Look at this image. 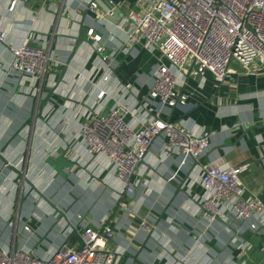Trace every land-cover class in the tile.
I'll return each instance as SVG.
<instances>
[{
    "label": "crops",
    "instance_id": "0c3cea01",
    "mask_svg": "<svg viewBox=\"0 0 264 264\" xmlns=\"http://www.w3.org/2000/svg\"><path fill=\"white\" fill-rule=\"evenodd\" d=\"M10 1L0 0V28L6 33L0 42V147L8 141L1 153L8 164L0 158V245L47 256L64 243L76 244L84 225L107 224L114 229L105 245L112 256L108 264H264V224L241 232L250 246L239 258L238 223L210 220L198 202L204 194L200 166L220 161L246 164L240 179L247 194L264 204V65L246 73L232 62L217 84L209 72L188 76L187 104L173 108L170 118L209 131V149L198 160L180 164L176 154L164 151L163 137L155 138L130 178L134 192L129 196L107 158L89 155L79 136L99 88L88 78L99 68L97 83L112 97L106 106L121 101L132 111L126 120L134 124L143 117L137 100L148 92L158 55L140 46L125 49L124 20L106 18L100 5L86 9L89 0H16L8 10ZM112 1L124 11L142 12L136 0ZM89 27L101 33L112 54L105 81L103 63L86 36ZM80 29L83 41L57 83ZM29 35L45 44L52 59L42 80L8 72L11 48ZM78 73L84 77L78 79ZM127 82L132 92L118 90ZM54 85L41 116L35 117L40 98Z\"/></svg>",
    "mask_w": 264,
    "mask_h": 264
},
{
    "label": "built area",
    "instance_id": "2783aa9c",
    "mask_svg": "<svg viewBox=\"0 0 264 264\" xmlns=\"http://www.w3.org/2000/svg\"><path fill=\"white\" fill-rule=\"evenodd\" d=\"M15 2H9L8 10L14 9ZM136 5L142 12L124 11L115 3L123 11L119 17L127 25L125 49L140 46L158 55L157 64L149 72L148 92L137 100L143 117L133 124L125 118L132 112L127 105L115 99L106 106L112 97L98 85L97 68L88 80L99 88L79 127L89 155L107 158L129 196L134 192L130 178L155 138L163 137L164 151L176 154L180 164L198 160L209 149V131H198L170 118L173 108L187 104L190 92L184 86L188 76L202 78L209 72L217 84L228 76L232 62L239 63L246 73L264 65V0H136ZM97 7V0H89L86 9ZM103 14L115 15L111 10ZM86 36L103 63L100 77L105 81L112 54L106 51L101 33L93 27L86 29ZM5 41L6 33L0 28V42ZM45 47L27 36L11 48L13 58L8 72L42 80L51 59ZM83 77L77 74L78 79ZM118 90L132 92L131 83L119 84ZM246 167L215 161L202 164L199 172L204 194L198 202L205 214L210 220L238 223L234 240L239 258L250 246L241 232H255L264 224V204L257 196L247 194L240 179ZM22 228L29 231L27 225ZM113 236L111 225L97 229L84 225L76 244L68 247L64 243L47 256L0 245V264H108L112 256L105 245ZM262 251L264 254V246Z\"/></svg>",
    "mask_w": 264,
    "mask_h": 264
},
{
    "label": "water",
    "instance_id": "95a60500",
    "mask_svg": "<svg viewBox=\"0 0 264 264\" xmlns=\"http://www.w3.org/2000/svg\"><path fill=\"white\" fill-rule=\"evenodd\" d=\"M97 3H98V5L102 6L104 12H106L108 10H111L113 12V14H115L114 16H116V17H119V16L123 15V11L120 8H117L115 6V3L112 0H97ZM111 17L112 16L106 15V18L112 19ZM82 41H83V36H82V30L80 29L78 34L74 37V44H73L72 50H71V52H70L65 64H63L62 67H61V72L59 74L57 83L62 78V76H63V74H64V72L66 70L67 64L69 63L72 55L74 54V52L76 51L77 47L80 45V43ZM55 86L56 85L52 86L50 88V90L43 97L40 98V100L38 102V111L36 112L35 117H40L41 116V110H42L44 104L46 103V101L49 99V97L53 94V90H54ZM7 143H8V141H7ZM7 143H5L3 146L0 147V158L3 160V162L5 164H8V161L4 157H2L1 153L5 149ZM13 169L17 173L18 176H22L23 175V173L20 170H18L17 168H13ZM23 180H26V179H23ZM180 188H181V184H179L177 186V190H180Z\"/></svg>",
    "mask_w": 264,
    "mask_h": 264
}]
</instances>
